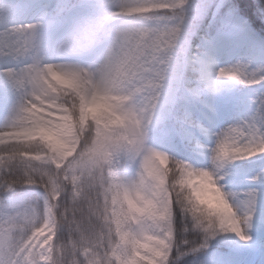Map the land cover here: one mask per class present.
Masks as SVG:
<instances>
[{"label": "clouds", "instance_id": "obj_1", "mask_svg": "<svg viewBox=\"0 0 264 264\" xmlns=\"http://www.w3.org/2000/svg\"><path fill=\"white\" fill-rule=\"evenodd\" d=\"M225 3L0 0V264H264V57L216 45Z\"/></svg>", "mask_w": 264, "mask_h": 264}, {"label": "rangeland", "instance_id": "obj_2", "mask_svg": "<svg viewBox=\"0 0 264 264\" xmlns=\"http://www.w3.org/2000/svg\"><path fill=\"white\" fill-rule=\"evenodd\" d=\"M44 4L51 5L49 11H53L57 7L56 0H41V7ZM40 11L41 8L34 9L35 13H39ZM224 25L225 32L214 40L222 53L226 55L236 54L264 57L263 38L257 32H254L244 19L239 17L236 13H232ZM240 25H246V27L241 28ZM239 35L243 37L238 39Z\"/></svg>", "mask_w": 264, "mask_h": 264}, {"label": "trees", "instance_id": "obj_3", "mask_svg": "<svg viewBox=\"0 0 264 264\" xmlns=\"http://www.w3.org/2000/svg\"><path fill=\"white\" fill-rule=\"evenodd\" d=\"M230 3L225 4L220 12L219 19L217 22L213 25L212 32L214 36L217 32L220 30V23L219 20L222 18V16L225 14V11L228 7H233L236 9V11L244 17V19L249 22L253 28L259 32L263 38H264V23L261 22L258 14L254 12V6L252 0H229ZM217 251H221L223 254V260L227 261L228 264L234 263L237 264V257L233 255H228V249L225 247H220L217 249Z\"/></svg>", "mask_w": 264, "mask_h": 264}, {"label": "bare ground", "instance_id": "obj_4", "mask_svg": "<svg viewBox=\"0 0 264 264\" xmlns=\"http://www.w3.org/2000/svg\"><path fill=\"white\" fill-rule=\"evenodd\" d=\"M245 53H246V51H245Z\"/></svg>", "mask_w": 264, "mask_h": 264}]
</instances>
